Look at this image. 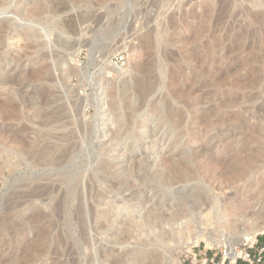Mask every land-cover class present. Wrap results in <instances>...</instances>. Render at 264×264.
<instances>
[{"label": "rangeland", "instance_id": "374dc122", "mask_svg": "<svg viewBox=\"0 0 264 264\" xmlns=\"http://www.w3.org/2000/svg\"><path fill=\"white\" fill-rule=\"evenodd\" d=\"M29 2L44 8L32 14ZM0 28V132L51 150L44 161L0 140V228L22 218L28 238L0 235V261L53 250L60 237L82 249L80 264H111L103 252L120 264L156 254L162 264H220L236 242L216 209L243 182L224 178L219 190L199 168L247 178L264 168V0H0ZM184 167L191 175L180 179ZM263 206L257 217L247 207L250 222L264 224ZM173 209L185 218L166 220ZM125 216L139 225L119 230ZM51 250L33 264H53Z\"/></svg>", "mask_w": 264, "mask_h": 264}, {"label": "bare ground", "instance_id": "6f19581e", "mask_svg": "<svg viewBox=\"0 0 264 264\" xmlns=\"http://www.w3.org/2000/svg\"><path fill=\"white\" fill-rule=\"evenodd\" d=\"M4 1V0H3ZM23 2V1H22ZM2 3V2H1ZM37 2H35V4H31V5H29L30 4V2L29 3H26V5L25 6H27V10L30 12V13H32V14H37V13H40L42 10H43V8H44V5H41L40 3L39 4H36ZM50 3H51V1H50ZM53 4V3H52ZM50 5V4H49ZM48 5V6H49ZM66 5V4H65ZM46 10V9H45ZM52 12V11H51ZM50 12V13H51ZM39 15V14H38ZM27 16V15H26ZM51 17V16H50ZM49 18V17H48ZM41 20V19H40ZM37 23V22H36ZM13 26V25H12ZM68 26V25H67ZM9 27V26H8ZM1 29V28H0ZM2 29H4V28H2ZM6 29H7V26H6ZM67 33V32H66ZM29 37V36H28ZM147 46L149 47V48H153L155 45H154V43H153V40H152V38L150 37L149 39H148V41H147ZM155 60V59H154ZM153 63H154V61H153V59H150V61H149V64H147V70L149 69V70H151L152 69V67H153ZM44 69V68H43ZM39 70H41V69H39ZM43 71V70H42ZM43 73H44V71H43ZM42 74V73H41ZM35 75V74H34ZM36 77H38V76H36ZM41 77V76H40ZM42 77H43V75H42ZM45 77H46V75H45ZM39 78V77H38ZM36 79V78H35ZM51 79V78H50ZM147 80V79H146ZM4 81V80H3ZM36 81V80H35ZM149 81V80H148ZM150 81H152V80H150ZM153 82V81H152ZM3 83V82H2ZM152 84V83H151ZM2 85V84H1ZM7 85H9L8 83H7ZM151 86V85H150ZM149 86V87H150ZM154 85L152 84V86L151 87H153ZM1 88V87H0ZM145 88H147V87H145ZM35 89V88H34ZM1 90V89H0ZM2 90H3V88H2ZM11 90V89H10ZM148 90H146V92H147ZM10 92V91H9ZM16 92V91H15ZM145 92V93H146ZM149 92V91H148ZM2 92H0V94H1ZM44 93V92H43ZM48 93V92H47ZM52 93V92H51ZM20 94V93H19ZM2 95V94H1ZM147 95V94H146ZM174 95V94H173ZM5 96V95H4ZM25 96V95H24ZM176 96V95H175ZM1 97H3V96H1ZM48 97V96H47ZM180 96H178V98H179ZM7 98V97H6ZM20 98V97H19ZM44 98V97H43ZM173 98H175V97H173ZM1 99V98H0ZM3 99V98H2ZM45 99V98H44ZM48 99V98H47ZM177 99V98H176ZM180 99V98H179ZM12 100V99H11ZM11 102V101H10ZM2 103H3V101H2ZM12 103V102H11ZM14 103V102H13ZM8 104V103H7ZM0 107H2V105H4V104H1L0 103ZM10 105H12L13 107H14V105L15 104H10ZM11 106V107H12ZM16 106V105H15ZM4 107V106H3ZM2 107V108H3ZM6 107V106H5ZM4 107V108H5ZM10 106H8V108H9ZM11 107H10V109H11ZM2 109L1 111H3V112H5L6 111V108L5 109ZM18 108H19V106H18ZM10 109H7V110H10ZM13 110V108L10 110V111H12ZM10 111H8V113H10L11 115H15V114H12ZM190 111V110H189ZM7 112V111H6ZM15 112V111H14ZM10 115V116H11ZM172 115V114H171ZM182 118V117H181ZM180 119V118H179ZM183 120V119H182ZM14 121V120H13ZM180 121V120H179ZM195 121V123L197 124V122H198V119L197 120H194ZM182 124V123H181ZM6 128V127H5ZM10 128V127H9ZM12 129V128H11ZM19 129V128H18ZM122 130V129H121ZM22 131V130H21ZM23 132V131H22ZM22 132H20V131H16L15 130V132H12L11 131V133L10 134H7V133H5V132H0V140H4V141H8V144H10V146L11 147H13L14 149H16L17 151H19V150H21L22 151V146H24V145H28V146H30L31 144H29L30 142L29 141H26V139L23 137V133ZM112 133V132H111ZM120 133V132H119ZM7 134V135H6ZM108 135V134H107ZM106 135V136H107ZM26 137H27V135H26ZM40 138V137H39ZM70 138V137H69ZM36 139V138H35ZM61 140V139H60ZM65 140V139H64ZM67 141V140H66ZM69 141V140H68ZM35 142V141H34ZM33 143V142H32ZM72 143V142H71ZM113 143V142H112ZM37 144V143H36ZM52 144V143H51ZM55 145H57V144H54V146ZM59 145V144H58ZM70 145V144H69ZM72 145V144H71ZM108 145V144H107ZM37 145H31L30 147L31 148H37V149H39L38 147H36ZM49 146V145H48ZM52 147L51 149H52V151L54 152V149L53 148H56V147H58V146H55V147ZM22 147V148H21ZM43 147V146H42ZM31 148H29L30 150H31ZM68 148V147H67ZM75 148V147H74ZM105 148V147H104ZM37 149H35L34 151H42L41 149H39V150H37ZM44 149H46V150H43L42 152H37L36 154L37 155H39V156H41V157H39L41 160H43L44 159V161H48L49 159H46V158H49L50 157V153H48L49 151H51V150H49V149H47V148H44ZM61 149V148H60ZM23 150H25V149H23ZM64 150H65V148H64ZM64 150H62V151H64ZM70 150V151H69ZM71 150H72V148H68V149H66V154L65 153H63V154H65V155H68V152L67 151H69V153L71 152ZM74 150V149H73ZM26 151V150H25ZM33 151V152H34ZM61 151V152H62ZM31 152V151H30ZM74 152V151H73ZM31 154V153H30ZM50 154V155H49ZM32 155V154H31ZM34 155H35V152H34ZM51 157H53V156H51ZM55 157H57V156H55ZM63 157H65V156H63ZM67 157V156H66ZM192 157V156H191ZM68 158V157H67ZM199 158V156H197V155H194V160L195 159H198ZM55 159V158H54ZM63 159V158H62ZM236 160V159H235ZM50 161V160H49ZM53 161H55V160H53ZM62 161V160H61ZM197 161V160H196ZM239 161H241V159L239 160ZM239 161H237V162H239ZM56 162H58L59 163V161H56ZM64 163V162H63ZM62 163V164H63ZM57 164V163H56ZM39 165V164H38ZM46 165V164H45ZM51 165V164H50ZM54 165H55V163H54ZM58 165V164H57ZM60 165H61V163H60ZM183 165V164H182ZM67 166V165H66ZM57 167V166H56ZM196 167V166H195ZM63 168V167H62ZM184 168H186V167H184ZM184 168H182V169H175L176 170V172L177 173H175V174H177V177H180V179H186V178H188L191 174L189 173L190 171L189 170H187V168H189V167H187L186 169H184ZM115 169V168H114ZM197 169H198V167H197ZM200 170H199V175H202V177H203V175L205 176V178H209L210 180H214L215 181V183H217V185H218V187H214V188H218L219 190H222V184L224 183L223 181H225L224 180V178H226V179H229L230 180V182L231 183H236V181L238 182V181H242L243 183H242V185H240V186H238L237 188H234L233 189V192H231L230 193V195H226V194H224L225 195V197H224V199H222L221 201H220V205L217 207V209H216V214H217V219L221 222V224L223 225V227H225V229L228 231V233L227 234H225V235H227V236H230V237H232L235 241L234 242H236V243H234V245H236V246H238L239 245V243H244V242H248V241H250L251 239V241L250 242H253L254 240H255V236H257L258 235V233H263L264 234V224H258V223H256V221H252V222H250L249 220H250V218L248 217V216H246L247 214H246V211H248L247 210V207H252V208H254L253 209V213L251 214L252 215V217H257V216H260L261 215V213L263 212V210H260V211H256L255 210V208H256V205H258V206H260V204H261V201H263L264 200V168H258L257 170H254L250 175H249V177L247 178V174H246V172H245V169H237V168H233L231 171H229V173H228V175H225V174H216L213 170H212V168L211 167H208V168H199ZM113 170V169H112ZM63 171V170H62ZM191 172H193V171H191ZM109 173V175H110V172H108ZM172 173V172H171ZM113 174V173H112ZM173 176H174V174H173ZM67 177V176H66ZM118 177V176H117ZM72 178V177H71ZM90 178V177H89ZM119 178V177H118ZM91 179V178H90ZM198 179H199V177H198ZM71 180V179H70ZM77 180H78V178H77ZM196 180H197V178H196ZM205 180V179H204ZM79 181V180H78ZM77 181V182H78ZM97 181V180H96ZM179 181V180H178ZM206 181V180H205ZM75 182V181H74ZM73 182V184H72V187H73V185L74 184H79V182L77 183H74ZM67 183V182H66ZM169 183V182H168ZM222 183V184H221ZM63 184V183H62ZM69 184H70V182H69ZM86 185V184H85ZM201 185V184H200ZM214 185V184H213ZM212 185V186H213ZM216 185V186H217ZM66 187H67V184L65 185ZM76 186V185H75ZM210 186V185H209ZM215 186V185H214ZM71 187V188H72ZM202 187V186H201ZM74 188V187H73ZM90 188V187H89ZM228 189H231L232 187H227ZM227 188H224V189H227ZM70 189V188H69ZM204 189V188H203ZM73 189H71L70 191L71 192H73L72 191ZM75 190V189H74ZM77 190V189H76ZM87 190V189H86ZM96 190V189H95ZM205 190V189H204ZM213 190V189H212ZM216 190V189H215ZM80 191V190H79ZM230 191H232V189L230 190ZM88 192H89V190H88ZM202 192H204V191H202ZM98 193V192H97ZM100 193V192H99ZM189 193V192H188ZM191 193V192H190ZM69 194H72V193H69ZM207 194V193H206ZM82 195V194H81ZM88 195V194H87ZM95 195V194H94ZM102 195V194H101ZM198 196H202V193L200 194L199 193V195ZM93 198V197H92ZM179 199V198H178ZM181 199V198H180ZM149 200V199H148ZM201 201V200H200ZM204 201H206V200H204ZM174 202V201H173ZM216 202V201H215ZM191 203V202H190ZM211 204V203H210ZM154 205V204H153ZM209 205V204H208ZM218 205V204H217ZM159 206V205H158ZM211 206V205H210ZM157 207V206H156ZM180 207V206H179ZM209 207V206H208ZM249 207V208H250ZM264 207V206H263ZM145 208V207H144ZM181 208V207H180ZM207 208V207H206ZM215 208V206L212 208V209H214ZM57 209V208H56ZM159 209H161V208H159ZM210 209V208H209ZM208 209V210H209ZM211 209V210H212ZM26 210V209H25ZM39 210V209H38ZM79 210V209H78ZM82 210V209H81ZM156 210L157 209H154V211L156 212ZM163 210V209H162ZM167 210V209H166ZM16 211H17V209H16ZM125 211V210H124ZM144 211V210H143ZM146 211V210H145ZM172 211V210H171ZM170 211V212H171ZM173 211H174V209H173ZM36 213H37V211H35ZM56 212V211H55ZM61 212V211H60ZM59 212V213H60ZM79 212V211H78ZM92 212H94V211H92ZM158 212V211H157ZM166 211H164V213H165ZM239 212V213H238ZM28 213V212H27ZM101 213V212H100ZM140 213V212H139ZM208 213V212H207ZM211 213H212V211H211ZM210 213V214H211ZM16 214V213H15ZM154 212L153 211H148V216L149 217H153V219H154ZM159 214V213H158ZM162 214H163V212H162ZM205 214V213H204ZM213 214V213H212ZM81 215V214H80ZM93 215V214H92ZM139 215V214H138ZM164 215V214H163ZM207 215V214H206ZM208 215H209V213H208ZM12 216V215H11ZM49 216H51V215H49ZM82 216V215H81ZM120 215H118L117 217H119ZM147 216V217H148ZM165 216H166V214H165ZM165 216H162L163 218H165ZM168 216V217H167ZM167 216H166V220H168L169 222L171 221H176V220H179V219H183V218H185V214H184V212H183V210H181V209H179L178 211H174V212H172V213H170L169 215L167 214ZM213 216V215H212ZM235 216H237V218L238 219H235L234 221L231 219V217H235ZM48 217V216H47ZM156 218H158V217H161V215L159 214V215H156L155 216ZM161 217V218H162ZM208 217V219H209V216H207ZM211 217V216H210ZM34 219V222L33 223H38V222H40V221H43V216H41L40 214H36L35 215V217H33ZM156 218H155V220H156ZM212 218V217H211ZM150 219V218H149ZM205 219V218H204ZM11 220V219H10ZM30 220V219H29ZM163 220V219H162ZM213 220V219H212ZM26 221V220H25ZM139 221V220H138ZM137 220H136V218H134V217H131V216H129V217H126L125 216V219H123V220H121V221H116V223H117V226H118V229L119 230H126V231H128V230H130L132 227L134 228L135 226H137V225H139V222H138ZM151 221H152V219H151ZM157 221V220H156ZM161 221V220H160ZM165 221V220H164ZM163 221V222H164ZM6 222V221H5ZM14 222V223H13ZM9 221L7 224L5 223V226H2L1 228H0V235H3V236H5V238H6V236H8V238H9V236L12 234L13 236H14V232H15V236L16 235H18V236H16L15 237V239L14 238H10L12 241V244H20L21 245V241L23 240V239H28L27 238V232H26V229H25V227H23L24 225H25V223H24V221L22 220V218H21V221L20 222H16V221ZM52 222V221H51ZM60 222V221H59ZM83 222V221H82ZM180 222V221H179ZM69 223V222H68ZM67 223V224H68ZM84 223V222H83ZM83 223H82V228H81V231H82V234L81 235H85V230H87V228L85 229L84 227V225H83ZM149 223V222H148ZM147 223V224H148ZM151 223V222H150ZM166 223V222H165ZM27 224V223H26ZM28 224H29V222H28ZM32 224V223H31ZM40 224H41V222H40ZM55 224H56V222H55ZM70 224V223H69ZM81 223H79V225H80ZM85 224V223H84ZM178 224V223H177ZM182 224V223H181ZM180 224V225H181ZM1 225H2V223H1ZM30 225V224H29ZM42 225V224H41ZM54 225V224H53ZM53 225H51L50 224V226L47 228V230H46V232H44L45 234L44 235H42V233H41V236H43L44 238H40V240H41V243H43L42 241H46L47 240V237L49 238V236H47L48 234H50L51 232H53V231H51L50 233H48L49 231H50V229L52 228V227H54ZM104 225H106V224H104ZM164 225V224H163ZM175 225V224H174ZM183 225V224H182ZM26 226V225H25ZM102 226V225H101ZM101 226H100V229H101ZM165 226H166V224H165ZM176 226V225H175ZM87 227V226H86ZM167 227V226H166ZM37 228V227H36ZM42 228V227H41ZM55 228V227H54ZM53 228V229H54ZM80 228V227H79ZM132 228V229H133ZM33 229H35V228H33ZM167 229V228H166ZM179 229V228H178ZM49 230V231H48ZM52 230V229H51ZM187 231V230H186ZM43 232V231H42ZM72 232V231H71ZM118 232H120V231H118ZM169 232V231H168ZM16 233H18V234H16ZM117 233V232H116ZM179 233V232H178ZM120 234V233H119ZM39 235L40 234H38V237H39ZM59 235V234H58ZM166 235V234H165ZM2 236V237H3ZM172 236V235H171ZM176 236H178V235H176ZM71 237V236H70ZM127 237V236H126ZM255 237V238H254ZM5 238H2V239H5ZM254 238V239H253ZM7 239V238H6ZM10 239H8L9 241L8 242H10ZM36 239V238H35ZM37 239H39V238H37ZM119 239V238H118ZM123 239V238H122ZM222 239V238H221ZM50 240V239H49ZM58 240V239H57ZM124 240V239H123ZM1 241V240H0ZM20 241V242H19ZM36 241V240H35ZM39 241V240H38ZM37 241V242H38ZM3 242V241H2ZM5 242H6V240H5ZM23 242V241H22ZM54 242H56V241H54ZM59 243H58V245L56 246V245H54L55 246V248L53 249V250H51V248L50 247H46L47 249L46 250H43V251H45L44 253H38V254H36V255H38V256H36L35 254V256L34 255H32V253H30V252H28L26 255H21L20 253H19V256L21 255V257H18L16 260H14L15 258H16V256L13 258V256H12V260L11 261H9V262H13V263H7V261L6 262H4V264H33V262H35L36 260H38L39 258H43V257H45V253H47V252H49V250H51V251H53V253L55 254V256L57 255V259L55 260L54 258H52V259H54V262H53V264H63L62 263V261H61V259L60 258H62L63 257V254H62V252L61 251H59V245H62L61 247H63L64 248V253H65V256L66 257H68L69 259H70V264H80L81 262H80V258L78 257H76L77 255L79 256V254L81 255V253H80V251L82 250H80V248L79 247H77L76 246V244H74V245H68V244H66L65 243V241H63V239L61 238L60 239V237H59V241H58ZM75 242V241H74ZM48 243V242H47ZM49 243H50V241H49ZM213 243V242H212ZM11 244V243H10ZM10 244H8L9 246H10ZM45 244V243H44ZM54 244H57V243H54ZM71 244V243H70ZM217 244L218 245H220V244H222L221 243V241L220 240H218V242H217ZM40 245V244H39ZM42 245V244H41ZM82 245V244H81ZM15 246V245H14ZM14 246L12 247V248H14ZM28 246V245H27ZM31 246V245H30ZM30 246H28V247H30ZM44 246V245H43ZM53 246V247H54ZM236 246H234V247H236ZM17 247V246H16ZM23 246H21V248H22ZM40 247V246H39ZM42 247V246H41ZM45 247V246H44ZM10 248H11V246H10ZM9 249V248H8ZM16 249H18V247L16 248ZM24 249V248H23ZM25 249H28V251H31V250H29V249H31V248H26L25 247ZM229 249H234V248H232V247H230ZM21 250V249H20ZM19 250V252H21L22 253V251H20ZM140 250V249H139ZM145 250V249H144ZM15 251V250H14ZM24 252H25V250H23ZM27 251V250H26ZM43 251H41V252H43ZM7 252V251H6ZM13 252V251H12ZM12 252H10V253H12ZM23 252V253H24ZM37 252V251H36ZM39 252V251H38ZM61 252V253H60ZM22 253V254H23ZM104 254H106V255H103V257L106 259L105 261H107V262H109V263H111V264H120L121 263V260H122V258H108L109 256H110V254H107V252H103ZM8 253H6V255H7ZM16 254H18V250H17V253H15V255ZM53 255V254H52ZM76 255V256H75ZM1 256V255H0ZM18 256V255H17ZM23 256V257H22ZM54 256V257H55ZM4 257V256H3ZM66 257H65V259H66ZM111 257V256H110ZM154 259H152L151 261H143L141 258H139V260H138V262H142L143 261V263L144 264H162V262H163V256H161V255H157L156 254V256H154L153 257ZM7 259V258H6ZM51 259V258H50ZM49 259V260H50ZM51 259V260H52ZM48 260V261H49ZM50 260V261H51ZM64 260V259H63ZM108 260H110V261H108ZM172 260V259H171ZM2 261V260H1ZM0 261V264H3V262H1ZM41 261V260H40ZM53 261V260H52ZM50 263H52V262H50ZM43 264V263H42ZM45 264V263H44ZM49 264V263H48Z\"/></svg>", "mask_w": 264, "mask_h": 264}, {"label": "built area", "instance_id": "2783aa9c", "mask_svg": "<svg viewBox=\"0 0 264 264\" xmlns=\"http://www.w3.org/2000/svg\"><path fill=\"white\" fill-rule=\"evenodd\" d=\"M220 264H264V235L256 236L253 242L236 246L234 249L223 248ZM209 258L206 259L208 263ZM215 260L212 258L211 262Z\"/></svg>", "mask_w": 264, "mask_h": 264}]
</instances>
